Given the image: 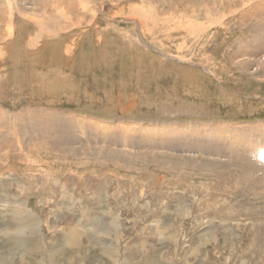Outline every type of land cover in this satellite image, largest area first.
I'll list each match as a JSON object with an SVG mask.
<instances>
[{
    "label": "rangeland",
    "instance_id": "rangeland-1",
    "mask_svg": "<svg viewBox=\"0 0 264 264\" xmlns=\"http://www.w3.org/2000/svg\"><path fill=\"white\" fill-rule=\"evenodd\" d=\"M2 264H264V0H0Z\"/></svg>",
    "mask_w": 264,
    "mask_h": 264
},
{
    "label": "bare ground",
    "instance_id": "bare-ground-1",
    "mask_svg": "<svg viewBox=\"0 0 264 264\" xmlns=\"http://www.w3.org/2000/svg\"><path fill=\"white\" fill-rule=\"evenodd\" d=\"M0 264H2V261H0Z\"/></svg>",
    "mask_w": 264,
    "mask_h": 264
}]
</instances>
